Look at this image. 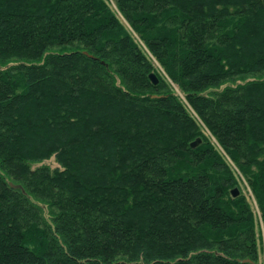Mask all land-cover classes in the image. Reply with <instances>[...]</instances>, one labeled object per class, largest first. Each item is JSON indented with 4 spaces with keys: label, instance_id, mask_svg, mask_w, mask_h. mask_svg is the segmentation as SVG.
Returning a JSON list of instances; mask_svg holds the SVG:
<instances>
[{
    "label": "trees",
    "instance_id": "16d2710c",
    "mask_svg": "<svg viewBox=\"0 0 264 264\" xmlns=\"http://www.w3.org/2000/svg\"><path fill=\"white\" fill-rule=\"evenodd\" d=\"M114 3L264 224V0ZM152 69L103 0H0V264H259L237 181Z\"/></svg>",
    "mask_w": 264,
    "mask_h": 264
},
{
    "label": "rangeland",
    "instance_id": "374dc122",
    "mask_svg": "<svg viewBox=\"0 0 264 264\" xmlns=\"http://www.w3.org/2000/svg\"><path fill=\"white\" fill-rule=\"evenodd\" d=\"M105 4L108 6L110 11L113 12L114 16L118 19V23L122 26V28L127 31L128 34L132 37V40L139 46L143 54L147 57V59L150 61L151 65H153L152 71L149 73H153L157 79V82L164 83L166 86V89L174 94L177 97V100L180 101L187 112L191 114L192 118H194V121L196 122L197 126L199 127L200 132L203 134L204 138H206V141L210 143V145L217 151L219 152V155L222 157L224 162L226 163L229 171L232 173L233 177L237 181L238 192L242 196L245 197L247 200V203L249 204V207L251 209V214H252V221H253V230H254V239L257 243L258 246V263L259 264H264V224L262 222V219L260 217L259 210L257 208V205L255 203L253 194L251 193L250 187L248 183L245 180V177L242 173L238 171V168L231 162V160L227 157L225 154V151L219 147L217 144L216 140L210 133L207 131L203 123H201L197 117L193 114L192 109L188 106L187 102L185 101L184 95L180 92V90L177 88V86L169 79L168 75L166 72H164L163 68L159 65V63L155 60V58L151 55V53L146 49L144 44L139 40L138 35L135 34V32L131 29L129 26L128 22L125 20V18L121 15L119 11H117L114 0H103ZM68 50L71 49V46L66 45L63 46V48L59 47H53L47 52L51 51H57L59 52L60 50ZM117 82V80H116ZM154 95V94H153ZM156 96V95H154ZM152 97V95H151ZM199 138V137H196ZM195 139V138H194ZM200 140V138H199ZM193 141V140H192ZM201 141V140H200ZM34 166H46L49 169H52L56 166L54 160L52 158L43 160L39 163L32 164V167ZM46 215V214H45Z\"/></svg>",
    "mask_w": 264,
    "mask_h": 264
},
{
    "label": "water",
    "instance_id": "95a60500",
    "mask_svg": "<svg viewBox=\"0 0 264 264\" xmlns=\"http://www.w3.org/2000/svg\"><path fill=\"white\" fill-rule=\"evenodd\" d=\"M83 53L86 54L85 52H83ZM88 56H89V55H88ZM147 77H148L149 81H150L152 84H156V83H157V79H156V77H155V75H154L153 73H148ZM152 97H156V96L152 95ZM199 142H200L199 138H195L193 141H191V142L189 143V147L193 148V147L197 146V145L199 144ZM9 185H11V184H9ZM237 194H238L237 189L232 188V189L230 190V195H231L232 197L236 196Z\"/></svg>",
    "mask_w": 264,
    "mask_h": 264
}]
</instances>
